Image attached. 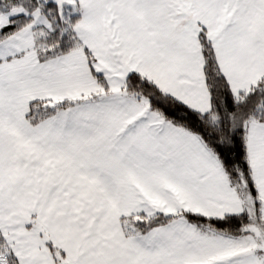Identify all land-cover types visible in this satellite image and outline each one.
<instances>
[{"label":"snow or ice","instance_id":"snow-or-ice-1","mask_svg":"<svg viewBox=\"0 0 264 264\" xmlns=\"http://www.w3.org/2000/svg\"><path fill=\"white\" fill-rule=\"evenodd\" d=\"M0 264H264V0H0Z\"/></svg>","mask_w":264,"mask_h":264}]
</instances>
